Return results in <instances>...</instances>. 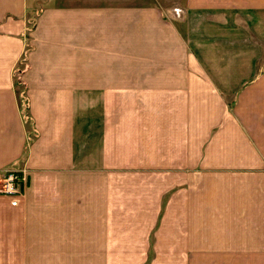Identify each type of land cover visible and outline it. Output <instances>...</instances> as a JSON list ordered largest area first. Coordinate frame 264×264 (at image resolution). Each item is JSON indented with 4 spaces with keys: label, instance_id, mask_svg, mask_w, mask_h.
<instances>
[{
    "label": "crops",
    "instance_id": "0c3cea01",
    "mask_svg": "<svg viewBox=\"0 0 264 264\" xmlns=\"http://www.w3.org/2000/svg\"><path fill=\"white\" fill-rule=\"evenodd\" d=\"M37 1L0 0V171L17 165L29 145L28 168L43 165L46 171L56 173L57 186L50 194L45 192L44 206L35 203L31 175L23 168L27 201L20 209L26 224L19 227L13 223L9 197L0 195V256L11 258L17 251L19 263L27 256L25 264H48L51 247V255L67 258L72 264H105L112 251L126 254L129 250L111 240L110 247L101 242L96 245L94 228L104 226L111 239L114 232H120L124 219L120 213L147 209L149 215L157 214L162 201V220L169 226H164L169 253L176 254L179 238L174 227L183 218L179 224L184 228L179 229L184 240L189 236L198 241L195 234L203 244L201 251H195L199 255L193 256L199 264H239L241 258H249L244 264H264V249L255 250L251 237L246 238L252 233L249 227L264 225V69L261 75L243 80L245 73L237 70L233 58L224 62L218 52L215 59L202 55L199 60L193 53L198 47L213 50L209 44L222 47L217 43L220 29L216 25L222 26L224 12L233 9L225 8V0H176L184 17L178 28L182 21L166 5H155L157 0H110V4L101 0L80 5L76 0H40L38 5ZM136 1L140 3L132 4ZM261 4L257 0L255 7L260 9ZM33 7H37L34 15L38 19L27 40L34 48L25 51V27L11 22L27 11L33 13ZM208 13L215 22L211 29H218L213 31L216 41L208 38L209 44L202 36L207 33L202 17L197 16ZM21 58L27 62L20 71ZM224 65L228 69H223ZM15 69L22 73L17 83L23 87L21 92L28 90L34 126L44 143L29 141L33 123L24 128L19 94L12 84ZM83 82H87L85 86ZM64 88L67 92L63 94ZM71 89L79 97L89 95L92 104L89 110L74 112L70 121ZM138 94H142V109L137 107L136 112H141V119H130L128 101L139 98ZM225 96L234 99L231 107ZM146 100H150L147 108ZM46 113L48 124L42 119ZM73 121L77 128L71 127L62 142L58 134L61 129L65 134V125L70 129ZM81 126L90 127V133L80 141L74 136ZM87 136V145L81 147ZM51 149L60 161L54 160ZM143 165L153 166L150 175ZM113 167L120 173H106ZM225 177L247 179L248 183L220 185L216 180ZM205 178L215 180L204 184ZM121 179L125 181L122 184ZM161 179L165 180L162 184ZM178 181L182 183L176 184ZM177 185L181 188L175 189ZM116 189L120 191L115 193ZM120 193L119 201L116 195ZM115 208L118 214L113 216ZM188 210L190 217L193 213L195 218L197 214L207 216L197 224L203 229L193 235L188 234ZM236 218L243 222L242 228L226 223ZM5 227L8 232L3 237ZM54 227L60 229L55 236L49 233ZM70 227L75 232L69 236L66 231ZM81 228L85 229L82 239L78 235ZM143 228L138 227L139 231ZM161 235L158 229L155 244ZM133 253L140 256L139 251ZM190 257L188 252L185 264H192Z\"/></svg>",
    "mask_w": 264,
    "mask_h": 264
},
{
    "label": "rangeland",
    "instance_id": "374dc122",
    "mask_svg": "<svg viewBox=\"0 0 264 264\" xmlns=\"http://www.w3.org/2000/svg\"><path fill=\"white\" fill-rule=\"evenodd\" d=\"M236 1H238V2H236ZM261 1H262V4H261L260 9L255 7V3H257V0H235V3H231L229 0L224 1L225 8L226 9H233V10L224 12L222 26H219V23H218V25H216V28L220 29V30L216 29V30H218L217 34L219 35V36L216 35L218 37L217 43H221L222 47H210L209 46L210 45L209 42H211V41H209L208 38L216 41L215 40L216 37L213 33V31L215 30V27L213 26V30L211 29L212 23H215L214 21H212V19H213L212 13L202 14V15L198 14L197 15L198 17H202L203 27L207 31L206 35L203 34L202 36L207 37V44H209L207 46L213 50L208 51V49H207V51H204L202 48H199V47L196 48V51H193V53H194V55H196L197 59L202 60V55H206L209 60L215 59L216 57H218L220 55L219 58H221L224 62L228 61L230 58H233L234 59L233 61L238 63L237 70L239 69L241 74L245 73L242 75L243 80H249V79L255 78L256 75H259V74L261 75L262 71L264 69V0H261ZM39 2H40V0L37 1V5L39 4ZM65 2L66 1H64V4H65ZM78 2H79L78 5H80L83 2H84V4H95L98 2H102V1L101 0H76V4ZM109 2H110V0H106V4H110ZM128 3H130V1ZM139 3H140V1H136V2H133L132 4H139ZM154 4L155 5L157 4L158 7L164 6V5H166V8L169 7L170 9H168V10H170L173 13L174 17H176V18L180 19V21H182V22H180V25L178 28H180L183 25V23H184L183 9H180L179 7H177L176 0H162V1L157 0V2H154ZM231 4H233V7H231ZM33 9H35L33 13L27 11L21 19L16 18V19H13L11 22V25L15 24V25H21V27H25L24 28L25 29L24 37H26V39H24L25 40V46H24L25 51L32 50V48H34L33 45L29 43L30 40H27L28 37L30 36V33L34 30L36 23H37V19H38V16L34 15L35 12L37 11V7H33ZM187 19H188V16H187ZM220 31H223V36L221 35ZM22 36H23V34H22ZM191 40H192L194 46L196 47L197 44L195 41V36L193 34L191 36ZM218 52H219V55H218ZM26 60H27V58H21V64L19 66L20 71H21V68H25V67H23V65H24V63L27 62ZM251 60H252V62H251ZM196 69L197 68H195V71L197 73H199ZM223 69H228V67L226 65H224ZM227 72H229V71L227 70ZM11 74H12V84L14 85V88H15V91L17 92V94H19V102L21 104V116L24 118V121H25L24 128L25 129H26V127L28 128L27 123H30V124L33 123V126L30 129L31 131L29 133L30 134L29 135V141H30V138H32V140H34V142L41 140L40 143L41 142L44 143V139H42L43 136L41 135L39 137V135H38L39 132L37 130H39V129L36 130L35 126H34L35 122L33 120V117L31 115V111H30L31 108H30V100L28 97V90L26 88L25 92H21L23 90V87L17 83V80L19 78L22 79V77H21L22 73L21 74L18 73L17 70L15 69L12 71ZM248 74H249V76L247 77ZM85 83H87V82H83V86H85ZM34 91H36V90L34 89ZM62 91H63V94L66 93L67 88L62 89ZM68 92H71L69 96L73 97V98H70L72 100V105H73L72 115H70V121H71L74 112H82L83 110H89L90 109L91 104H92V99L90 98L89 95L81 97L82 95L80 94V97H79V94L74 93V91H72V89L69 90ZM141 96H142V94H138L139 98H132L130 101H128V111H129L128 117L130 119L131 118L136 119V117H140L139 119H141V116H140L141 112H138V113L136 112L137 107L139 109H142ZM54 98H55L54 95L49 97L51 104H52ZM227 98L228 97L225 96V102L227 101L228 107H231V104L233 103L234 99L233 98L227 99ZM145 103H146L145 104L146 108L149 107L150 100H146ZM17 104H18V101H17ZM44 111L46 112V110H44ZM148 111H151V107L149 108ZM67 112H70L69 109ZM146 116L148 118H150V114L146 115ZM75 117H77V113H76ZM49 118L50 117H49L48 113H46L45 115L42 114V119H45V120H43L44 123L48 124ZM141 122H143V120H141ZM63 123L65 124L66 121H64ZM71 127L72 128L74 127L75 129L77 128V124L75 121H73V125L70 126V129H68L69 127L67 125H65V128H64L65 134L63 132V129H61V131H60L61 134H58V139H61V141L64 142L69 137V133L72 129ZM68 130H69V132H68ZM102 130H103V127L101 128V131ZM75 131H76V135L74 136V139H76V140L79 139L81 141V138L83 137V135L86 132H88V135H89L90 127L85 128V127L81 126L80 129L75 130ZM140 133L143 134L142 129L140 130ZM87 137L82 143H80L81 147L87 145V143L89 141V136H87ZM143 141H144V139H142V142ZM53 143H54V141H53ZM55 144L56 143H54L53 148H55ZM58 146L60 147L59 144H58ZM136 147H137V145H136ZM29 149L30 148L28 145V147L25 149V153H24L22 159L13 168L18 169V172H21V171L25 172L24 169H26L30 173L31 180L30 179L29 180H30L31 189H35L34 192L36 193L35 195L37 197V198H32V199L38 200V202H35V203L44 206L45 202L47 201L46 196H45V192L50 194L51 189H55V186H57V181L55 178L56 173L51 174L50 171H46V169L43 167V165H42V167H39V168L34 169V170L29 169L28 168V165H29V161H28ZM52 149H51V153H52V157H53V150ZM129 149L131 151L130 154L134 155V153H135L134 149L132 147H129ZM53 158H54V160L57 159L56 162H58L59 158H57L56 156ZM142 158H143V160L147 158L145 153L142 154ZM42 163H40L39 165H41ZM126 166L128 167V165H126ZM143 166L147 167L146 168L147 174L150 175L152 173L151 169H153L152 168L153 166H150V165H143ZM13 168L7 169V170L11 171V170H13ZM140 169H142V167H140ZM111 171L113 172L112 173L113 175L115 173H120V172H114V171H118L117 168H114V167L112 169L106 171V173L111 172ZM2 172L3 171H0V180L4 179V177H3L4 174H2ZM49 172H50V174H47ZM236 172L237 171H234L232 173L236 174ZM204 173H206V172H204ZM239 173L240 172H238L237 174H239ZM113 175H111V176H113ZM126 177L124 176V180ZM114 178H116V177L115 176L112 177V179H114ZM212 180H215V179L205 178L204 184L205 183L208 184ZM216 180H218L220 182V185H235L237 183H240V185H243V184L248 183L247 179L242 180V179H239L238 177L233 178V179L225 177V178H218ZM164 181H165L164 179H161L160 183L162 184ZM175 181H177V180H175ZM124 182L125 181H123V179H121V184ZM181 183L182 182L178 181L176 184H181ZM196 183H197L196 180H192V184L195 185ZM0 185H1V182H0ZM26 187H27V185L21 190L20 197H16V200H18V204L16 205V207L13 206L14 209L11 210L12 215L15 219L13 223L15 225H17L16 227H19L21 225L23 226L26 224V220L24 218V215L21 214L22 212L20 209L23 205H25V203L27 201V198L25 196ZM180 188H181L180 185H177L175 187V189H180ZM121 190L123 192H125L127 189H121ZM118 191H120V189H116L115 193H117ZM0 195H2V194H0ZM116 196L117 197L119 196L118 197L119 201H120V199H122V193H120ZM56 201H57V199H56ZM113 201H116V199H113ZM162 205L163 204L161 201V206L159 207V212L157 214L153 213V215H149V210H147V209L136 210V211L132 210L129 213H127V215L124 213H120V215H122L124 217L123 221L120 222V224H119V226L121 227L120 232L119 233L114 232V234L111 236V239L109 238V235L107 234L106 228L104 226H96L94 228L95 244L96 245L98 244V242H101L100 243L101 245L106 244L107 246L110 247L111 246L110 240H111L113 243H115V244L118 243L119 245L124 247L126 252H127V248L129 250L126 254H121L118 251H112V253H110V255L107 257V259L104 260L105 264H185V256L188 252L192 253V257L189 258V260L191 259V263L194 264V261H195L196 264H199V259H194L193 256L197 254V252H195V251H201V249H203L204 247H203V244L200 240V236H197L194 233H196L197 231H200V229H203L197 224H202L203 222H205L207 220V216L202 215V214L201 215L197 214L196 215L197 218H195V214L193 213L192 216L190 217L189 210H188V215H189L190 221H191V225L187 227L189 230L188 234H192V235L194 234L193 236L199 237L200 241L199 240L198 241L191 240V239H189V236L187 237V239L184 240L183 233H180V229H179V228H184L183 224H179V223H182V221H183V218H180L179 223L177 225H175V227H174L176 237H178L179 239H178V241H176V254H173L171 252L169 253V247L166 245V241L164 238L165 235L167 234V229L169 228V226H168V223L166 224L162 220V214L165 212V208ZM116 208H115L114 212L112 211L113 216L118 214V213H116V212H118V211H116ZM0 209H1V207H0ZM190 211H191V213L193 212L191 209H190ZM203 211L210 213L211 209H205ZM205 212H203V213L206 214ZM225 213L228 214L229 210H227ZM92 216L97 218V215L94 213H92ZM153 216H155V217H153ZM5 217H7V215H5ZM182 217H184V219H185L184 215ZM221 219H222V215L220 216V220ZM201 221H203V222H201ZM222 222H224L223 219H222ZM227 222L236 223V225H238L237 226L238 228H242V226L240 227V224L243 225V222H241V220H239L238 218H236L234 220L231 219L229 221H226V223ZM139 226L144 227L143 231H139V229H138ZM164 226H166L167 229L164 228ZM24 228H25V226H24ZM70 228H71L70 230L66 231L67 233H69V236L73 232H75V231H73L74 227H70ZM158 229H160V231L163 232V235L160 236V239L155 244L156 233H157ZM204 229H205V227H204ZM31 230H33V229H30V231ZM84 230H85L84 228H81L80 233H78L80 239H82V237H83V232H85ZM127 230H128V232H127ZM248 230L252 231V233L246 234V238H248L249 236L251 237L252 243L253 242L255 243V248H256L255 250H263L264 249V242L261 244L256 243L258 240L264 241V225H263V223L261 224V226L249 227ZM24 231H26V230H24ZM59 231H60V229L58 230V227H54L53 231L51 229H49V233L53 236L57 235V233ZM6 232H8V230L5 227V233H3V237L6 235ZM102 232L105 233L104 236L101 235ZM125 234H127V236ZM206 241H207V237H205V242ZM253 246H254V244L250 245V247H253ZM5 247H6L5 253H8V247L7 246H5ZM26 249H27V243H25V245L22 247V254H23V252H26ZM50 249H51V247H49V252H48V261H49L48 264H52L50 261L59 262V260H61V259L67 260V258H59V257L51 255ZM133 251H139L138 254H140V256L134 254ZM1 252H4V251L2 250ZM16 252L13 256H11V258L4 256V255L0 256V264H25V263H27V260H28L27 256L25 257L26 258L25 260L20 259V263H19V258H17ZM85 252H88V251H85ZM171 255L174 257L172 258ZM197 255H199V254H197ZM203 258L207 262H208V259H211L210 257H203ZM248 259L249 258L239 259V264H244L245 262L248 261ZM253 259H255V258H253ZM253 259H251V260H253ZM63 263L64 264H72L71 260H67V262H63ZM63 263H61V264H63ZM78 264H84V263H82L81 261H78ZM218 264H219V262H218Z\"/></svg>",
    "mask_w": 264,
    "mask_h": 264
},
{
    "label": "built area",
    "instance_id": "2783aa9c",
    "mask_svg": "<svg viewBox=\"0 0 264 264\" xmlns=\"http://www.w3.org/2000/svg\"><path fill=\"white\" fill-rule=\"evenodd\" d=\"M4 179L0 180V194L9 197V205L16 206L20 197L21 190L27 184V175L25 172H18V170H5L2 172Z\"/></svg>",
    "mask_w": 264,
    "mask_h": 264
},
{
    "label": "trees",
    "instance_id": "16d2710c",
    "mask_svg": "<svg viewBox=\"0 0 264 264\" xmlns=\"http://www.w3.org/2000/svg\"><path fill=\"white\" fill-rule=\"evenodd\" d=\"M19 84H20V82H19Z\"/></svg>",
    "mask_w": 264,
    "mask_h": 264
}]
</instances>
